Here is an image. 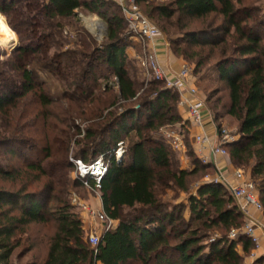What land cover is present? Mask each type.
<instances>
[{"label": "trees", "instance_id": "16d2710c", "mask_svg": "<svg viewBox=\"0 0 264 264\" xmlns=\"http://www.w3.org/2000/svg\"><path fill=\"white\" fill-rule=\"evenodd\" d=\"M260 1L171 0L157 4L135 0L170 44L179 41L196 48L188 56L182 51L175 54L194 60L196 73L216 59L218 80L227 91L223 115L236 122L239 136L226 147L228 162L259 180L264 210V20L258 17ZM78 10L107 22V44L95 48L84 42L70 62L61 64V56L52 55L50 65H55V74L63 82L62 101L57 103L28 66L47 61L54 44L52 33L39 29H59L61 25L54 21L74 18ZM0 11L18 12L24 24L43 16L42 23L31 20L30 44L19 45L12 61L4 65L10 72H19L21 80L0 84V149L8 144L11 148L6 153L11 157L34 155L33 161H23L20 166L0 164V264H13V255L20 249L15 261L31 255L25 264H243L251 252L250 239L241 234L233 240L228 237L231 230L244 225L235 199L213 183L199 185L195 196L191 195L190 178L213 167L201 165L193 151L188 155L194 158L190 171L173 167L171 143L155 136L161 128L181 123L176 95L161 89L156 81L138 95L125 68V50L130 45L119 37L122 18L117 3L0 0ZM211 15L219 17L220 23L186 31L190 22H203ZM37 52L42 58L32 56ZM100 66L111 70L117 91L105 87L99 95L93 93L99 86L93 72ZM76 120L87 125L85 132L75 125ZM78 135L83 138L76 141L79 149L74 155L70 143ZM126 138L130 142L116 163L112 151L118 143L124 145ZM94 145L99 150L92 149ZM101 154H108L109 163L99 190L102 211L114 225L99 236L93 248L70 203V191L83 186L70 174L75 168L72 160L88 164ZM168 191L174 193L171 198ZM181 192L188 195L185 207L176 203ZM184 209L189 211L188 220L182 216ZM32 224L50 225V235L41 241L24 240ZM216 232L219 237L203 247L202 241ZM263 263V257L253 262Z\"/></svg>", "mask_w": 264, "mask_h": 264}, {"label": "rangeland", "instance_id": "374dc122", "mask_svg": "<svg viewBox=\"0 0 264 264\" xmlns=\"http://www.w3.org/2000/svg\"><path fill=\"white\" fill-rule=\"evenodd\" d=\"M151 1L157 4H165L170 2L171 0H151ZM111 11H113V9H111ZM119 15L122 18V26L120 29L119 37L121 39L127 40L130 45L125 50V54L127 57L125 68L129 73V76L136 83L138 95H141L144 94L146 89L149 87V83L153 81L142 69L139 62V58L143 57L147 49L144 48V46L141 44V42L137 37L129 33V29L125 21V16L122 11L119 13ZM2 16L0 15V34L3 32L5 26L6 28H8L9 31L14 33L15 37L14 36L13 37L15 41L13 45H10V47L4 46L0 41V84L6 83V80H14L19 82L21 80L20 73L10 72L8 68L4 67V65L5 63L7 62L10 63L12 61L13 54L15 53V50L19 45L30 44V41H28L29 39L27 38L30 36V31H29L30 25L32 21H37L39 23H42L43 16H37L35 17V20L27 19L25 21V24L21 23V15L18 12L8 11L5 14L2 13ZM258 17L264 20V0L260 1V13L258 14ZM220 20L221 19L219 17L211 15L203 22L202 21L190 22L188 24V28L186 31L192 32V31H199L202 29H206V26L208 24H213L216 26L217 24L220 23ZM150 22L152 23V21ZM54 23L55 24L58 23L59 25H61V27L56 30L54 29L49 30V29H45V27L43 26L41 27V30L39 29L40 32L44 31V33H52L50 41L51 42L53 41L54 44L47 52L48 60L47 61L43 60L41 61L42 63L34 62L28 66V69L30 72H32V74L36 75L37 80H40L43 83V90L45 91V93L49 95L54 101L59 103L60 101H62L60 96L62 90L61 86L63 85V82L61 78H59L55 74L56 72L54 68L55 65L53 63L50 65V59L52 55L55 53L59 54L61 56L60 58L61 60L60 64H61L65 62H70L69 59H72L75 56V54H73L74 51L81 50L82 49L81 44L84 42L93 44L95 48H103L107 44L108 25L103 18L94 14L85 13L82 10L76 11V16L74 18H70L67 20H56L54 21ZM97 23L102 24V27L100 28L97 25ZM153 25L155 26V24ZM14 27L19 29V31L17 29H14ZM156 28L161 32L163 36L164 41L161 40V42H163V44L165 45L164 48L168 49V51L172 52L174 55L182 51L183 53H185L186 56H188L190 55L191 52L194 51V49H196L193 46H189L187 43H182L179 41L176 42V44H172V43L170 44L166 34L163 33L158 27ZM56 32H58V34H55ZM261 34L264 36V30ZM263 42H264V37H263ZM204 50H205L204 52L207 53L208 47L204 48ZM177 55L175 56L178 59L182 60V65L186 64L191 68L192 73H191L190 86L195 88L196 91L199 93L200 97L204 101L206 112L212 118L215 119V124L219 127L226 128L227 131L230 132L232 135L238 136L236 122L230 117L223 115L225 112L224 105L227 102V91L225 89V83L218 80V74L215 71L216 59H212L207 66H204L196 73L195 72L196 66L194 60L192 61L184 60L183 58ZM32 56L35 58H42L41 53L39 54L38 52L33 53ZM2 71H4L3 73H5L4 76L1 75ZM93 74L96 75L95 77L97 78V83L99 85L96 87V89H94L93 93L99 95L102 92L103 88L105 87H109L110 89L117 91V88L114 85L115 78L112 75L111 70H108L105 66H100L94 70ZM158 85L161 89H165V85L163 82H158ZM170 91L176 95L175 106L177 112L181 116V123L173 126L163 127L158 131L157 134H155V136L158 140H162L164 142H171L172 139L171 137L178 136L179 139L182 140L184 148L182 150H177V151L172 148L174 151L173 153H171V160L173 167L190 171L193 168L194 158L192 156L188 157V155L189 153H192V151L194 150L192 142L195 141L193 137L194 133L191 132V127L192 126L195 127V126L191 124V122L189 123L188 120H184L187 114H186V109L179 105L181 95L176 90L171 89ZM28 96L26 97V100L30 99V94ZM120 111H122V109L118 110L117 112ZM215 114L219 115V118L215 116ZM75 125H78L80 127L81 132H85L87 129V125L85 123L80 122L79 120L75 121ZM82 138L83 135L75 136L72 142L70 143V149L74 155H77L79 149V145L77 144L76 141L82 140ZM106 140H108V138H106ZM129 142L130 139L126 138V143L123 145L124 151L125 148H127ZM9 148L11 147L8 146V144H5V146H3L0 149V164L5 167H11L13 165L20 166L21 163H23V161L34 160V155L31 153L27 154V156L17 155L11 157L9 154L6 153V151L9 150ZM92 149L99 150V146L94 145ZM199 155L200 156L198 157L200 158L201 154ZM91 157L92 155H89V158ZM125 158L127 159L126 156ZM199 158L197 159L200 160ZM76 160L78 159H74L72 161L74 162ZM224 160L230 167L234 169V171H237V169L234 168L228 162L227 156L224 157ZM201 165L203 164L201 163ZM241 172L245 177L246 176L245 173L247 172V170H242ZM216 176H217L216 171L212 168H209V169H205L204 172H200L195 176L191 177L190 180L192 182L190 186V194L195 196V190L199 185L210 183L207 182L206 180L207 177L209 179L210 178L214 179ZM75 177L76 176H75V168H74L72 174H70V178H74L76 180ZM245 179L249 180L253 184V189L251 193L253 197L261 203L260 201L261 194L258 184L259 180H254L251 177L250 178L245 177ZM70 192H71L70 203L74 207L73 211L78 215V217L81 219L83 223V228L86 233V236H89L91 233H95L99 237L103 233L104 224L97 221L94 217L90 216V214H88L86 210H83L81 207L76 205V203H81L85 205L88 210H92L98 213L102 212L99 192L91 191L89 189H86L84 186L82 188L72 189ZM167 194H168L167 196L168 198H171L174 195V193H172L171 191H168ZM235 202L237 205L239 204L237 200H235ZM176 203L180 205H184V207L187 206L188 195L182 192L179 193L178 198L176 199ZM247 207H251V206H247ZM258 213L261 214L263 219V224L260 229L261 236L258 235L260 245L259 248L256 249L255 245L252 244L251 252L249 255H247L244 258L243 264H253L254 261L260 258V246H261L260 238L261 237L264 238L263 208L262 211H258ZM182 216L183 218L188 220L189 218L188 209H184ZM249 223L250 221L244 218V225L242 226V228ZM50 233H51L50 225L42 226V225L32 224L27 231V235L24 236V240L28 237L30 241H41L46 239L50 235ZM217 237H219V232H216L210 238L203 240L202 241L203 247H207V245H209V243H211L214 239H217ZM239 247L240 246L236 248L240 250ZM41 250L42 248L38 247L37 253H40ZM20 251L21 249L17 250L14 253L12 260L13 264H25L31 260V255H29L21 259L20 262H16L15 258L17 257ZM207 251L208 248H205L204 253H207ZM261 257H263L264 259V255Z\"/></svg>", "mask_w": 264, "mask_h": 264}, {"label": "built area", "instance_id": "2783aa9c", "mask_svg": "<svg viewBox=\"0 0 264 264\" xmlns=\"http://www.w3.org/2000/svg\"><path fill=\"white\" fill-rule=\"evenodd\" d=\"M113 1L117 3L120 10L123 12L129 33L137 37L144 48L147 49L143 57L139 58L142 69L153 81L163 82L165 90L173 89L181 95L179 105L186 109L187 120L199 130V133L194 136L195 144L200 146L202 150L206 149L215 162L217 158L226 157V147L235 143L239 136L232 135L226 128L219 127L215 124L208 129L205 118L211 120L212 117L206 112L204 101L199 93L195 88L190 86L191 68L186 64L181 65L180 69L177 71L164 67L159 62L153 48L156 41H164L161 32L141 13L135 0ZM163 46L165 45L163 44ZM205 113L207 114L205 115ZM171 138L170 143L174 150L177 151L184 148L183 142L178 136H173ZM123 153V143L120 142L112 151L116 163L122 160ZM107 155L108 154H101L88 164L81 160L73 162L75 167V178L86 189L99 192L101 181L109 168ZM200 162L203 165L210 164L202 154ZM233 176L234 179L237 180L236 184L226 183L220 175H217L214 179L210 178L211 180L207 177L206 180L207 182L223 186L239 204H242V209L251 206L257 211H262L261 203L256 200L251 193L253 184L245 179L243 173L239 170L235 171ZM76 205L86 210V212L97 221L103 223V232L110 231L113 228V222L105 216L103 211L98 213L88 210L87 207L81 203H76ZM258 228L261 229L259 225L250 222L242 229L231 230L228 237L230 240H233L240 234L244 235L250 239L251 243L255 245L257 249L260 245L259 236L256 234V229ZM87 241L93 248H96L99 237L95 233H91L87 236Z\"/></svg>", "mask_w": 264, "mask_h": 264}, {"label": "crops", "instance_id": "0c3cea01", "mask_svg": "<svg viewBox=\"0 0 264 264\" xmlns=\"http://www.w3.org/2000/svg\"><path fill=\"white\" fill-rule=\"evenodd\" d=\"M156 55L158 56L159 62L164 66V67H168L174 71H177L180 69L181 65H182V60L178 59L172 52L168 51V49L164 48L163 46V42H161V40L156 41L155 45L153 46ZM207 113H205L206 115ZM183 116V115H182ZM184 120H187V116L185 117ZM205 121L207 123L208 129H210L213 124H215V119L212 118L211 120L208 118H205ZM212 122V123H210ZM190 123V122H189ZM216 125V124H215ZM195 127H191V132H193V137L199 133L198 129H194ZM193 145V152L195 154V156L197 158H199L198 156H200V151L203 157H205L210 164L213 167V169L216 171L217 175H220L221 178L228 184H236L237 180L234 179V169L232 167H230L226 161L224 160V158H217V161L215 162L214 160H212L211 156L209 155L208 151L206 149L202 150L200 146L195 144V141L192 142ZM200 159V158H199ZM200 161V160H199ZM218 162V163H217ZM245 177L250 178V172L247 171L245 173ZM244 218H246L247 220H249L250 222L259 225L260 227H262L263 224V219L260 213H258V211L252 207H245L244 209H242V204H238ZM102 207V204H101ZM114 225V224H113ZM256 234L260 235V229H256ZM260 242H261V246H260V257L264 255V238H260ZM239 252H241L239 250Z\"/></svg>", "mask_w": 264, "mask_h": 264}, {"label": "bare ground", "instance_id": "6f19581e", "mask_svg": "<svg viewBox=\"0 0 264 264\" xmlns=\"http://www.w3.org/2000/svg\"><path fill=\"white\" fill-rule=\"evenodd\" d=\"M97 25L101 28L102 24L97 23ZM14 33H12L11 31L8 30V28H6L4 26V30L3 32L0 34V41L2 42V44L6 47H10V45L14 44ZM9 45V46H8Z\"/></svg>", "mask_w": 264, "mask_h": 264}]
</instances>
